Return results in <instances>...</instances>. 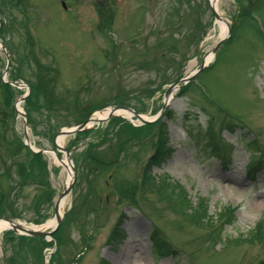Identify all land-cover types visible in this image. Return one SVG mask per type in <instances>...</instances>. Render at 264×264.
<instances>
[{
    "label": "rangeland",
    "instance_id": "rangeland-1",
    "mask_svg": "<svg viewBox=\"0 0 264 264\" xmlns=\"http://www.w3.org/2000/svg\"><path fill=\"white\" fill-rule=\"evenodd\" d=\"M66 3L0 0V218L44 227L76 177L55 240L4 230L0 264H264V0H218L231 37L210 62V0ZM204 64L155 125L119 116L64 138L74 167L24 142L18 104L53 150L107 106L154 117Z\"/></svg>",
    "mask_w": 264,
    "mask_h": 264
},
{
    "label": "water",
    "instance_id": "water-1",
    "mask_svg": "<svg viewBox=\"0 0 264 264\" xmlns=\"http://www.w3.org/2000/svg\"><path fill=\"white\" fill-rule=\"evenodd\" d=\"M212 9L214 10L215 15H216L217 18L223 19L225 22L227 21L224 17H222L216 11V8L213 5H212ZM230 33H231V28L229 27L228 35L226 37H224L219 42V44L214 48L213 53H215L218 50V48L222 45V43L230 36ZM191 79H192V77L184 76L180 80H178L177 82L173 83L170 86V88L168 89L167 94H166V98H165V103H164L163 109L160 111V113L157 116H155L152 119L144 118L141 114L137 113L134 109L123 107V106H115L113 112L109 115V117H112L113 115H115V111L116 110L124 108V109L129 110L133 115H135L141 121V123H143V124L153 123V122L157 121L158 119H160V117L163 115V113L166 110V108L168 106V103L170 101V94L172 93L174 88H179L181 82H185L186 83V82L190 81ZM92 120H93V118L90 117L86 122H84L82 124H79V125H77V126H75L73 128L61 129L58 132V136H60V135L61 136H68V135L75 134V133H77L79 131L85 130V129H87V127L89 125V122L92 121ZM26 138H27V142L29 143V137H28L27 133H26ZM57 147L60 150L66 151L69 161H72L71 154H70V152L67 150V148L65 146L57 143ZM75 179H76V177H75ZM72 188H73V183L65 188V190L62 192V194H61V196H60V198H59V200H58V202L56 204V216L58 218V224H57L56 228L54 230H52V231H44V230H40V229L28 228L24 224H22L20 222H17V221H15V220H13L11 218H8V217L0 218V221L1 220L2 221L5 220V221L9 222L10 225H11L10 227L13 228L14 230H16L19 233H25V234H29V235L51 236L57 230V228L60 226L61 221H62V216H61L60 211H59L60 203H61L62 199L65 198L70 193Z\"/></svg>",
    "mask_w": 264,
    "mask_h": 264
},
{
    "label": "bare ground",
    "instance_id": "bare-ground-1",
    "mask_svg": "<svg viewBox=\"0 0 264 264\" xmlns=\"http://www.w3.org/2000/svg\"><path fill=\"white\" fill-rule=\"evenodd\" d=\"M212 1H213V6L218 10V12H220V9H219V6H218V0H212ZM218 23L220 24V27H221V37H224L226 35L227 29H228L227 23L223 19L222 20H218ZM212 59H213V55L210 53L207 56L206 61L210 62ZM191 73H192V71L189 72V74H191ZM108 112L109 111H106L105 114H103V115L102 114H97V116H95V117L101 118L103 116H107ZM119 112L124 114V115H127V114L130 115L125 110H121ZM61 141H62V137L59 138V142H61ZM64 204H65V201L62 202L61 205H60V212L62 211ZM56 222H57V220L54 218L53 220L48 221L44 227H47V228L54 227ZM6 226H8V222L7 221H0V233L2 232V230H4V228Z\"/></svg>",
    "mask_w": 264,
    "mask_h": 264
},
{
    "label": "trees",
    "instance_id": "trees-1",
    "mask_svg": "<svg viewBox=\"0 0 264 264\" xmlns=\"http://www.w3.org/2000/svg\"><path fill=\"white\" fill-rule=\"evenodd\" d=\"M153 124H151V125H147V126H152ZM155 125V124H154ZM147 126H145V127H147ZM10 234H12V235H15L13 238H15V237H19V236H17L14 232H9ZM19 238H21V239H34V237H25V236H20Z\"/></svg>",
    "mask_w": 264,
    "mask_h": 264
}]
</instances>
